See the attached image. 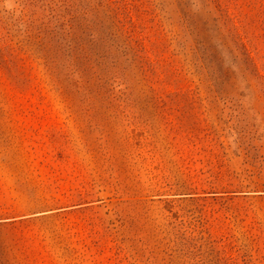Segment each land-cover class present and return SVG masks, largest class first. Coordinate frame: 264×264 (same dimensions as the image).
<instances>
[{"label":"rangeland","instance_id":"obj_1","mask_svg":"<svg viewBox=\"0 0 264 264\" xmlns=\"http://www.w3.org/2000/svg\"><path fill=\"white\" fill-rule=\"evenodd\" d=\"M0 264H264V0H0Z\"/></svg>","mask_w":264,"mask_h":264}]
</instances>
